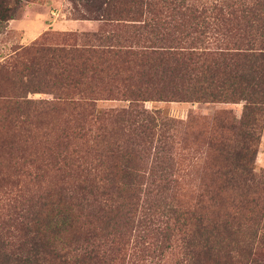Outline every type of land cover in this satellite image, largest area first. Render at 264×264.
<instances>
[{"label":"trees","instance_id":"16d2710c","mask_svg":"<svg viewBox=\"0 0 264 264\" xmlns=\"http://www.w3.org/2000/svg\"><path fill=\"white\" fill-rule=\"evenodd\" d=\"M96 13L126 24L0 62V264H264V0H110ZM99 101L127 106L96 113ZM144 102L219 106L183 124L206 128L183 139L198 164L184 194L173 122Z\"/></svg>","mask_w":264,"mask_h":264},{"label":"rangeland","instance_id":"374dc122","mask_svg":"<svg viewBox=\"0 0 264 264\" xmlns=\"http://www.w3.org/2000/svg\"><path fill=\"white\" fill-rule=\"evenodd\" d=\"M110 0H0V5L5 7L7 15L11 14L14 19L0 23V62L11 54V50L16 46H26L32 43L45 46H63L77 43L78 39L68 37H78L80 34L92 33L100 30L104 33H120L124 22L103 23L93 20L97 15L96 7L102 6L104 2ZM246 3L249 0H188L190 5L208 7L211 5L234 4L237 2ZM209 16V14H206ZM212 16V15H211ZM169 19V18H167ZM176 20L175 17H173ZM37 20L45 25H53L48 28L37 29L29 42L23 41V29L16 28L18 22ZM211 21V19H208ZM57 23H63L65 30L59 31L54 27ZM9 24L12 26L9 28ZM6 26L5 28H3ZM15 26V27H14ZM14 27V28H13ZM213 32V30H210ZM208 42H211L209 40ZM79 43V41H78ZM186 47V44H180ZM208 47H211L208 45ZM46 98L43 95H34L33 98ZM127 106L124 101H99L95 104V111L99 113L107 109H122ZM139 106L145 108L151 116H155L157 124L159 120L166 119L173 122L169 132L173 140L172 150V178L181 184L178 194L187 191V185L198 177V164H194L190 150L186 148L184 138L196 137L198 133L206 130L204 125L197 124L192 126L183 125L187 115L196 114L208 116L219 106L201 105L196 103H177V102H144ZM232 110L238 112L239 106H231ZM152 113V114H151ZM161 122V121H160ZM163 129H165L163 127ZM142 167V166H141ZM255 173L264 170V121L259 134L257 151L253 161ZM143 167L141 168V171ZM140 171V172H141ZM98 178H95L96 183ZM140 198H143L145 190L143 179L138 185ZM151 188L145 191L149 195Z\"/></svg>","mask_w":264,"mask_h":264},{"label":"crops","instance_id":"0c3cea01","mask_svg":"<svg viewBox=\"0 0 264 264\" xmlns=\"http://www.w3.org/2000/svg\"><path fill=\"white\" fill-rule=\"evenodd\" d=\"M18 24L19 25H17L16 28L23 29V41L25 43L30 41V39L32 38V35L34 34V32L37 29H39V28H48L49 26H53V25H45V24H43V23H41L40 21H37V20L26 21V22H21V23L18 22ZM8 26L10 28L12 25L9 24ZM65 26L66 25H64L63 23H57V24L54 25L53 28H55L56 30H59V31H63V30H65Z\"/></svg>","mask_w":264,"mask_h":264}]
</instances>
